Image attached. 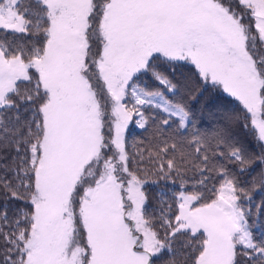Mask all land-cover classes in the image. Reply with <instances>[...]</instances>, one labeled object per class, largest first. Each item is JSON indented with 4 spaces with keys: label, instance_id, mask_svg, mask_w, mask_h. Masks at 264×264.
<instances>
[{
    "label": "snow or ice",
    "instance_id": "snow-or-ice-1",
    "mask_svg": "<svg viewBox=\"0 0 264 264\" xmlns=\"http://www.w3.org/2000/svg\"><path fill=\"white\" fill-rule=\"evenodd\" d=\"M179 62L239 106L214 145L184 139L192 117L163 70ZM234 120L264 163V0H0V147L16 153L0 190L24 204L0 209V264H176L177 250L185 264H264L229 170L208 202L181 185L174 206L151 205L141 174L180 176L198 161L204 185L217 157L243 171ZM133 123L154 128L147 159L129 147Z\"/></svg>",
    "mask_w": 264,
    "mask_h": 264
},
{
    "label": "trees",
    "instance_id": "trees-1",
    "mask_svg": "<svg viewBox=\"0 0 264 264\" xmlns=\"http://www.w3.org/2000/svg\"><path fill=\"white\" fill-rule=\"evenodd\" d=\"M192 65L186 62H179L163 69L174 84L177 85V90L174 97L169 93V98H174L186 105L190 112L193 123L189 125L187 132L184 133L185 141L192 138V133L198 132L203 136L208 137L210 143H216L211 138L224 127L222 123L223 114L225 111H234L239 106L234 98L228 96L219 88H208L205 84L199 82L192 72ZM174 69V70H173ZM144 84L151 89L161 88L156 81L146 77ZM239 115V114H238ZM234 140L239 141L244 146L248 153L249 159L243 166L241 171L240 165L235 164L225 158L211 159L209 167L211 169V178L204 185H199V181L209 176L208 172L204 176L197 171V166L203 168L204 165L195 161L193 166L182 169V175H172L165 178L163 175H156V170L150 165L145 164L142 175L146 176L148 183L146 184V194L151 202V205H158L162 201H167L168 204H173V197L178 195L182 190L183 185L189 194L200 193L205 197L201 203L208 202L213 196V186L219 187V173L227 169L239 181L240 187L247 194L243 206L251 209L250 223L253 225L254 235L264 237V163L258 159L262 149L260 142L256 140L247 129L242 126V121L234 120L228 129ZM154 128L149 127L146 130L139 128L137 125L130 124L126 132L129 147L132 151L142 150L145 159L148 156V149L153 147ZM178 150L185 153L191 152L187 143L178 146ZM211 151V150H210ZM15 151L11 148L0 147V175L5 174V167L8 168V175L11 177V169L15 168L16 163L14 157ZM194 160V155L190 157ZM196 206H199L197 204ZM7 207L9 216H13L15 210L23 208L24 204L21 201L10 199L5 195L3 190H0V209ZM2 254V253H0ZM166 259H175L176 264H185L186 255L184 252L177 250L175 257H166Z\"/></svg>",
    "mask_w": 264,
    "mask_h": 264
}]
</instances>
